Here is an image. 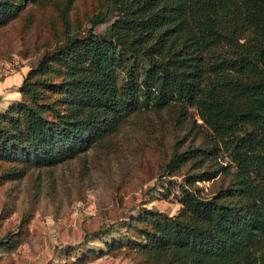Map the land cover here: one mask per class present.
<instances>
[{
  "label": "rangeland",
  "instance_id": "obj_1",
  "mask_svg": "<svg viewBox=\"0 0 264 264\" xmlns=\"http://www.w3.org/2000/svg\"><path fill=\"white\" fill-rule=\"evenodd\" d=\"M109 6L0 0V124L22 142L8 150L0 142V264H184L162 226L190 216L181 186L237 200L224 194L235 168L193 108H138L51 161L29 149L26 103L47 135L87 114L72 63L52 60L39 70V58L67 37L83 36L93 16L104 14L94 26L104 33L117 16ZM178 46L168 39L165 48Z\"/></svg>",
  "mask_w": 264,
  "mask_h": 264
},
{
  "label": "trees",
  "instance_id": "obj_2",
  "mask_svg": "<svg viewBox=\"0 0 264 264\" xmlns=\"http://www.w3.org/2000/svg\"><path fill=\"white\" fill-rule=\"evenodd\" d=\"M111 9L117 16L104 33L94 30L104 14L93 16L83 36L39 58V70L72 63L87 114L47 135L26 103L29 149L51 161L138 108H193L235 168L224 194L237 200L181 186L190 216L162 226L184 264H264V0H110ZM168 39L178 48L166 49ZM17 134L0 124L5 150L22 144Z\"/></svg>",
  "mask_w": 264,
  "mask_h": 264
}]
</instances>
